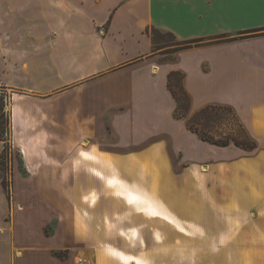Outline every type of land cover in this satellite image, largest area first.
<instances>
[{"label": "crops", "instance_id": "obj_1", "mask_svg": "<svg viewBox=\"0 0 264 264\" xmlns=\"http://www.w3.org/2000/svg\"><path fill=\"white\" fill-rule=\"evenodd\" d=\"M152 28L202 40L161 59ZM171 71L189 115L229 106L255 146L203 140L175 118ZM0 87L11 91L12 141L32 164L13 186L11 232L0 175V264H70L54 254L71 242L66 205L42 196V176L60 177L64 194L76 176L87 194L106 177L127 179L126 193L141 179L144 194L149 184L177 205L190 194L176 209L223 246L206 264H264V0H0ZM16 122L31 131L16 136Z\"/></svg>", "mask_w": 264, "mask_h": 264}, {"label": "rangeland", "instance_id": "obj_2", "mask_svg": "<svg viewBox=\"0 0 264 264\" xmlns=\"http://www.w3.org/2000/svg\"><path fill=\"white\" fill-rule=\"evenodd\" d=\"M155 46L153 52L159 54V58L175 57L177 42L173 38L155 34L153 48ZM10 105L11 91L0 87V141L6 146L1 174L8 197V214L3 220L7 221L8 232L13 228V212L19 209L13 194L15 180L19 171L26 172L32 166L23 156L21 146L12 141ZM189 116L188 112L186 117ZM15 126L16 136L31 131L25 130L22 122H16ZM44 178L35 181L36 188L50 190V194L42 196L66 205L68 224L62 229L71 242L61 252H66L70 264H106L110 260L121 264H206L207 258L203 255L223 248L221 242L195 236L190 214L176 209L181 208L183 200L190 206V194L180 195V205H177L175 198L178 195L149 192V184L147 194H144L141 179H136L134 187L126 193L127 179L116 177L104 178L103 192L87 194L84 192L87 187L80 183L79 176L71 178V188L67 187L70 192L64 194L60 177ZM58 227L55 220L43 228L46 234H52ZM77 257L82 258V262H74Z\"/></svg>", "mask_w": 264, "mask_h": 264}, {"label": "trees", "instance_id": "obj_3", "mask_svg": "<svg viewBox=\"0 0 264 264\" xmlns=\"http://www.w3.org/2000/svg\"><path fill=\"white\" fill-rule=\"evenodd\" d=\"M151 34L154 40L155 34H163L173 38L177 42L175 52L179 49L189 48L193 45H198L202 39H191L179 41L171 33H163L157 29L152 28ZM156 49V46L155 48ZM160 49V48H159ZM166 53H170L167 52ZM182 74L179 71H171L168 74V88L175 98L176 106L173 112L175 118L186 117L189 111L190 98L183 90L181 85ZM4 100V96H2ZM186 127L192 132L196 133L203 140L210 141L219 145H226L231 141L241 147L251 149L255 143L248 137L246 131L239 123L236 115L229 106L224 105H207L194 112L186 120ZM6 146L0 154V175L1 184L5 191H7L6 183L1 174V160L5 154ZM58 257H64L66 253L55 251Z\"/></svg>", "mask_w": 264, "mask_h": 264}, {"label": "bare ground", "instance_id": "obj_4", "mask_svg": "<svg viewBox=\"0 0 264 264\" xmlns=\"http://www.w3.org/2000/svg\"><path fill=\"white\" fill-rule=\"evenodd\" d=\"M82 260H83L82 258L77 257V258L74 259V262H78V261H82Z\"/></svg>", "mask_w": 264, "mask_h": 264}, {"label": "built area", "instance_id": "obj_5", "mask_svg": "<svg viewBox=\"0 0 264 264\" xmlns=\"http://www.w3.org/2000/svg\"><path fill=\"white\" fill-rule=\"evenodd\" d=\"M6 100V95H4V101ZM82 262V261H81ZM83 264V263H82Z\"/></svg>", "mask_w": 264, "mask_h": 264}]
</instances>
